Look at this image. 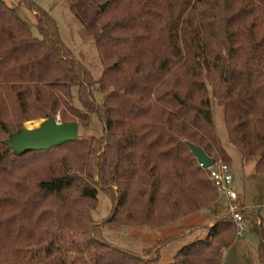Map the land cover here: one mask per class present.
<instances>
[{"label": "trees", "instance_id": "16d2710c", "mask_svg": "<svg viewBox=\"0 0 264 264\" xmlns=\"http://www.w3.org/2000/svg\"><path fill=\"white\" fill-rule=\"evenodd\" d=\"M69 4L99 51L98 103L89 71L61 41L55 21L37 11L40 37H34L0 0V225L40 211L35 226L53 235L29 264H160L158 249L137 254L104 240L101 231L164 227L217 201L209 170L190 147L231 164L217 135L214 104L224 110L228 141L243 162L254 161V173L264 174V0ZM91 115L101 125L98 137L22 155L4 144L28 121L52 116L87 126ZM100 192L110 209L96 221ZM240 214L259 238L264 264L259 213L240 207ZM214 221L170 264H222L236 225L227 210ZM17 227L7 237L12 246L32 235ZM59 234L72 238L67 247L54 242ZM13 260L0 243V264Z\"/></svg>", "mask_w": 264, "mask_h": 264}, {"label": "rangeland", "instance_id": "374dc122", "mask_svg": "<svg viewBox=\"0 0 264 264\" xmlns=\"http://www.w3.org/2000/svg\"><path fill=\"white\" fill-rule=\"evenodd\" d=\"M3 1L17 11L18 16L26 22L34 37H40L38 32V21L36 18L37 11H44L51 19H53V21H55L61 41L66 48L72 52V56L89 71L93 80L91 86L92 98L97 103L100 102L102 95L97 81L101 76L103 67L99 51H97L93 35H91L90 31L71 11L69 0H28V2H23L22 0ZM72 99H74V103L79 106L75 91L72 92ZM212 111L214 113V124L216 126L219 141L231 158V164L229 166L231 167V173L234 175L233 189H235L236 192L237 188L241 191L243 187L241 183L242 176L245 173H253L254 161L249 160L243 162L237 149L228 141L227 130L226 126H224L223 119L224 110H222L220 106L214 104ZM57 118L59 119V117ZM40 120L25 122L22 127L29 129L35 128L39 125ZM78 130L80 138H87L89 136L98 137L102 132L101 125L94 115H91L90 122L87 126L78 124ZM218 160L221 159L219 158ZM242 191L240 194L244 196ZM247 194L248 193L246 192V205L247 203H250L257 207L258 204H261L260 197L257 196L254 191H250V194ZM224 202V197L220 195L217 201L207 209L185 216V218L164 227L152 229L149 227L137 226L122 227L121 229L116 230L106 227L102 229L101 235L104 240H107L112 245L127 249L137 254L143 249H152V253L155 249H158L161 254L160 264H170L178 249L191 242L189 241L190 239H188V236H185L183 240L178 238V236L184 233L188 228L192 229L195 226L201 228L207 225L211 219H216V216L218 217L219 215H222L225 212ZM260 208L261 207H257L256 211L261 214L262 212ZM109 209V202L106 196L100 192L98 206L92 213L94 220L101 221L106 215H108ZM39 214L40 211L36 212L35 215L31 217H24L21 220L12 219L11 222L0 225V243L5 244L6 250L11 254L12 259H14L8 264H19V262L29 264L28 257L35 258L38 255L41 256L43 250L47 247V238L48 236L53 235V230L49 229L47 233L39 231L38 227L34 224L35 219ZM3 216V214H0V219H2ZM47 222L48 220L43 221L44 224ZM19 225H22L25 229L28 228L29 233L32 235L21 243L14 242L15 245L12 246L7 243V237L12 238ZM249 232L251 231L248 229L244 234H248ZM198 233L199 231H195L190 236ZM71 241V237L60 234L54 239V242L57 245L60 244L64 247H67ZM163 241L167 242L163 243ZM70 255L72 254H67V257L69 258H67L66 262L69 261V259H72V256ZM223 261L224 264L231 261V257H227V252L224 255ZM73 264H78V260H73Z\"/></svg>", "mask_w": 264, "mask_h": 264}, {"label": "water", "instance_id": "95a60500", "mask_svg": "<svg viewBox=\"0 0 264 264\" xmlns=\"http://www.w3.org/2000/svg\"><path fill=\"white\" fill-rule=\"evenodd\" d=\"M101 9L104 5L100 6ZM80 139L78 123L75 121L62 122L57 117L41 119L35 128L22 127L8 135L4 144L14 154L22 155L27 151L49 150L63 143H72ZM191 151L204 169L214 165V160L204 154L198 147L190 145Z\"/></svg>", "mask_w": 264, "mask_h": 264}, {"label": "crops", "instance_id": "0c3cea01", "mask_svg": "<svg viewBox=\"0 0 264 264\" xmlns=\"http://www.w3.org/2000/svg\"><path fill=\"white\" fill-rule=\"evenodd\" d=\"M233 180H234V175H233ZM241 181H242L241 183L243 186L241 191L243 190L242 192L244 196L240 194L241 191H239L240 189L237 188V193L241 196V199L238 201V205L242 207L243 209L247 211H251V212H257L256 208L261 207L260 209L262 213L261 214L260 212H257V213H259L260 220L262 222V227L264 230V209H263L264 208V174L259 175V174L254 173V171L253 173H245L242 176ZM232 187H233V182H232ZM250 191H254L256 195L260 197L261 204H258L257 207L256 205H253L250 203H247L246 205L245 194L246 192L250 194ZM224 200H225L224 211H226L228 207L227 205L228 202L225 197H224ZM214 220L215 219H211L207 223V225L201 228L196 227V226L192 229L188 228L184 231V233L180 234L178 238L183 240L185 236H188L189 237L188 239H190L189 241L191 242L200 240L206 234L207 226H211L215 222ZM246 227L247 228L245 231H248L249 225L248 226L246 225ZM195 231H199V233L190 236ZM244 232L242 233V235L237 236L232 246L224 252V253L227 252V257H231V261L227 264H262L259 260V255L257 252L258 243H259L258 236H256L253 232H249L248 234H244ZM222 264H224V261Z\"/></svg>", "mask_w": 264, "mask_h": 264}, {"label": "built area", "instance_id": "2783aa9c", "mask_svg": "<svg viewBox=\"0 0 264 264\" xmlns=\"http://www.w3.org/2000/svg\"><path fill=\"white\" fill-rule=\"evenodd\" d=\"M210 178L221 196H224L228 202L227 212L236 225V236L242 235L246 230V225L240 214L238 201L241 196L233 189V173L231 167L222 160H214V165L208 168Z\"/></svg>", "mask_w": 264, "mask_h": 264}, {"label": "bare ground", "instance_id": "6f19581e", "mask_svg": "<svg viewBox=\"0 0 264 264\" xmlns=\"http://www.w3.org/2000/svg\"><path fill=\"white\" fill-rule=\"evenodd\" d=\"M30 124V123H29Z\"/></svg>", "mask_w": 264, "mask_h": 264}]
</instances>
